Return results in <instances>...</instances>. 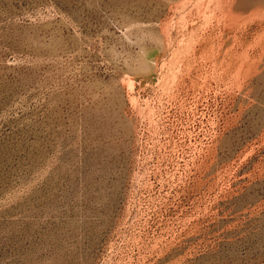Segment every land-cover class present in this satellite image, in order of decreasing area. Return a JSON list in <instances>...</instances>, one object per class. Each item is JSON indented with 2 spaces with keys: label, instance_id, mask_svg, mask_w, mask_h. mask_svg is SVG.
I'll use <instances>...</instances> for the list:
<instances>
[{
  "label": "rangeland",
  "instance_id": "374dc122",
  "mask_svg": "<svg viewBox=\"0 0 264 264\" xmlns=\"http://www.w3.org/2000/svg\"><path fill=\"white\" fill-rule=\"evenodd\" d=\"M0 264H264V0H0Z\"/></svg>",
  "mask_w": 264,
  "mask_h": 264
}]
</instances>
